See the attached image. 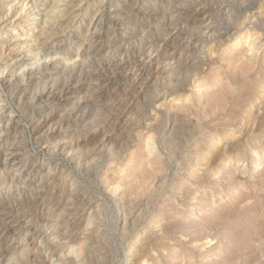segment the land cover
Wrapping results in <instances>:
<instances>
[{
  "label": "rangeland",
  "instance_id": "obj_1",
  "mask_svg": "<svg viewBox=\"0 0 264 264\" xmlns=\"http://www.w3.org/2000/svg\"><path fill=\"white\" fill-rule=\"evenodd\" d=\"M8 1L0 264H264V0Z\"/></svg>",
  "mask_w": 264,
  "mask_h": 264
},
{
  "label": "bare ground",
  "instance_id": "obj_2",
  "mask_svg": "<svg viewBox=\"0 0 264 264\" xmlns=\"http://www.w3.org/2000/svg\"><path fill=\"white\" fill-rule=\"evenodd\" d=\"M15 1H16V2H15ZM83 1H84V0H83ZM240 1H241V0H240ZM240 1H239V3H240ZM242 1H243V0H242ZM242 1H241V2H242ZM255 1H256V0H255ZM255 1H254V2H255ZM14 2H15V3H14ZM195 2H196V1H195ZM197 2H198V1H197ZM235 2L238 3V1H235ZM250 2H251V1H250ZM36 3H37V2H36L35 0H11V1H8V2L6 3V4H7V5H6V9H7V13H6V14L9 16L10 14H12V12H15L14 10H16V9H17L18 12H17V14H16V16H15L16 18L13 19V20H10L9 23L7 22V23L4 25V27H5V26L7 27V26H9V25H11L10 27L15 26L16 21L19 19V17H22L23 14H25L24 12H26V11L28 10V8H27V7H28V4H30V7L34 9V8H36V6H35ZM245 3H246V2H245ZM209 4H210V3H209ZM221 4H222V3H221ZM246 4H247V3H246ZM248 4H249V3H248ZM248 4H247V6H248ZM16 5H18V6L16 7ZM213 5H214V4H213ZM222 5H223V4H222ZM238 5H239V4H238ZM241 6H242V5L240 4V7H241ZM244 6H245V4H244ZM244 6H242V9H243ZM200 7H201V6H200ZM219 7L221 8V6H219ZM223 7H224V5H223ZM226 7H227V6H226ZM250 7H251V6H250ZM26 8H27V9H26ZM224 8H225V7H224ZM244 8H245V7H244ZM203 9H204V8H203ZM228 9H229V8H228ZM245 9H246V8H245ZM247 9H248V8H247ZM200 10H201V9H200ZM32 11H33V10H32ZM205 11H206V9H205ZM216 11H218V10H216ZM227 11H228V10H227ZM196 12H197V11H196ZM218 12H219V11H218ZM218 12H217V13H218ZM193 13H194V12H193ZM200 13H202V12H200ZM228 13H229V12H228ZM230 13H231V12H230ZM6 14H5V15H6ZM210 14H212V13H210ZM210 14H209V15H210ZM221 14H222V13H221ZM7 15H6V16H7ZM12 15H13V14H12ZM204 15H205V14H204ZM194 16H195V15H194ZM198 16H199V15H198ZM227 16H229V15H227ZM4 17H5V16H3V18H4ZM201 17H202V16H201ZM211 17H212V16H211ZM1 18H2V17H1ZM3 18H2V19H3ZM101 18H102V17H101ZM259 19H260V18H259ZM0 20H1V19H0ZM1 21H2V20H1ZM47 22H49V21H47ZM50 22H51V21H50ZM1 23H2V22H1ZM20 23H21V22H20ZM260 23H261V22H260ZM17 24H18V23H17ZM43 24H44V23H43ZM55 24H56V23H55ZM25 25H26V24H25ZM207 25H208V24H207ZM18 26H19V25H18ZM41 26H42V25H41ZM47 26L49 27V25H47ZM211 26H212V25H211ZM44 27H45V24H44ZM48 27H47V29H48ZM14 28H15V27H14ZM42 28H43V27H42ZM52 28H53V27H52ZM259 28H260V27H259ZM7 29H8V28H7ZM53 29H54V28H53ZM212 29H213V31L215 30V29L213 28V26H212ZM43 30H45V29H43ZM48 30H49V29H48ZM205 30H206V29H205ZM208 30H209V25H208ZM225 30H226V29H225ZM6 31L9 32L8 30H6ZM94 31H95V30H94ZM96 31H97V30H96ZM213 31H212V32H213ZM218 31H219V30H218ZM51 32H52V31H51ZM51 32H50V34H51ZM216 32H217V30H216ZM205 33H207V32H205ZM205 33H204V34H205ZM209 33H210V32H209ZM209 33H208V34H209ZM213 33H214V32H213ZM44 34H46V32H45ZM94 34H95V33H94ZM94 34H93V35H94ZM216 34H217V33H216ZM10 35H11V34H10ZM48 35H49V32H48ZM38 36H40V35H38ZM95 36H96V35H95ZM95 36H94V37H95ZM97 36H98V34H97ZM205 36H206V34H205ZM214 36H215V35H214ZM214 36H213V37H214ZM219 36H220V35H219ZM98 37H99V36H98ZM93 39H94V38H93ZM96 39H97V38H96ZM162 39H163V38H162ZM209 39H211V38H209ZM213 39H214V38H213ZM254 39H255V38H254ZM140 40H141V39H140ZM201 40H202V39H201ZM99 42H100V41H99ZM205 42H206V41H205ZM207 42H208V41H207ZM212 42H213V41H212ZM9 43H10V40H9V41H5V45H6V46L8 45L7 48H9V50L12 51L13 49H15V47L17 46V44H15V45L12 46L11 44L9 45ZM11 43H12V42H11ZM203 44H204V43H203ZM250 45H251V44H250ZM262 45H263V44H261V45H259V46H254V47L250 46V47L253 48V50H254L255 53H256V51L259 52L258 50H259V48H261ZM11 46H12V47H11ZM17 47H18V46H17ZM45 47H46V46H45ZM148 47H149V46H148ZM251 48H250V49H251ZM9 50H8V52H9ZM20 51H21V50H20ZM251 51H252V50H251ZM45 53H47V52H45ZM16 54H17V53H16ZM43 54H44V53H43ZM0 55H1V54H0ZM250 55H254V59L256 58V57H255V54H253V53L251 54V53H250ZM45 56H46V55H45ZM113 59H114V58H113ZM151 60H152V59H151ZM18 61H19V60H18ZM50 61H51V60H50ZM84 62H85V61H84ZM139 62H140V61H139ZM48 63H49V62H48ZM138 65H139V64H138ZM140 65H141V64H140ZM33 66H34V65H33ZM160 66H161V65H160ZM166 67H167V66H166ZM38 68H39V66H38ZM38 68H37V69H38ZM4 69H5V68H4ZM39 69H40V68H39ZM142 69H143V68H142ZM142 69H141V70H142ZM145 69H146V68H144V70H145ZM25 71H26V70H25ZM2 73H3V72H2ZM20 73H21V72H20ZM23 74H24V72H23ZM29 74H30V73H29ZM31 74H32V73H31ZM143 75H144V74H143ZM19 76H20V75H19ZM24 76H25V75H24ZM139 76H140V75H139ZM140 77H141V76H140ZM22 78H23V77H22ZM29 78H30V76H29ZM137 78H138V77H137ZM137 78H136V79H137ZM89 79H90V78H89ZM99 79H100V78H99ZM136 79H135V80H136ZM139 80H140V79H139ZM136 83H137V82H136ZM139 85H140V84H139ZM69 87H70V86H69ZM70 88H71V87H70ZM44 89H46V88H44ZM68 90H69V89H68ZM44 91H45V90H44ZM44 91H43V92H44ZM49 91H50V90H49ZM49 91H47V94H48ZM65 91H66V89H65ZM68 92H69V91H68ZM68 92H67V93H68ZM35 93H36V92H35ZM53 93H54V92H53ZM62 93H63V92H62ZM37 94H38V93H37ZM39 94H40V93H39ZM41 94H43V93H41ZM31 96H32V95H31ZM34 96H35V95H34ZM36 96H37V95H36ZM38 98H39V97H38ZM58 98H59V97H58ZM33 99H35V97H34ZM87 99H88V98H87ZM45 117H46V116H45ZM0 118H1V117H0ZM9 121H10V120H9ZM2 140H3V139H2ZM3 142H4V141H3ZM8 146H9V145H8ZM10 149H11V147H10ZM7 151H8V150H7ZM11 152H12V151H11ZM12 153H13V152H12ZM9 155H10V153H9ZM13 155H14V154H13ZM7 158H8V157H7ZM161 185H162V184H161ZM123 221H124V220H123ZM261 226H262V224H261ZM242 231H243V230H242ZM240 239H241V238H240ZM242 239H243V238H242ZM263 245H264V244H263ZM72 248H73V247H72ZM253 249H254V248H253ZM251 250H252V249H251ZM254 250H255V249H254ZM256 251H257V249H256ZM256 251H255L254 254H256ZM253 252H254V251H252V253H253ZM261 252H262V251H261ZM258 253H259V252H258ZM262 253H263V252H262ZM254 254H253V255H254ZM45 255H46V254H45ZM253 255H249V256L253 257ZM259 255H260V254H259ZM259 255H258V256H259ZM249 256H248V258H249ZM43 257H44V256H43ZM262 257H263V256L261 255V259H262ZM256 258H257V256H256ZM257 259H259V258H257ZM249 260H251V259H249ZM249 260H248V261H249ZM263 260H264V259H263ZM255 261H256V260H255ZM255 261H254V262H255ZM261 261H262V260H261ZM251 262H253V260H252ZM259 262H260V260H259ZM259 264H260V263H259ZM261 264H262V262H261Z\"/></svg>",
  "mask_w": 264,
  "mask_h": 264
}]
</instances>
